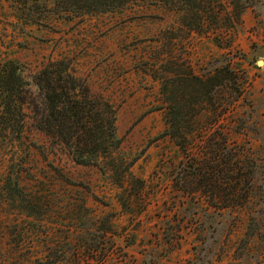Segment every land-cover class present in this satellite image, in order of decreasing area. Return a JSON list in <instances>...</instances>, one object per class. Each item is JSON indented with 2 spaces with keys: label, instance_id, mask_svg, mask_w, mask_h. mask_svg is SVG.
Listing matches in <instances>:
<instances>
[{
  "label": "rangeland",
  "instance_id": "rangeland-1",
  "mask_svg": "<svg viewBox=\"0 0 264 264\" xmlns=\"http://www.w3.org/2000/svg\"><path fill=\"white\" fill-rule=\"evenodd\" d=\"M9 13L6 1L0 0V61H18L25 79L31 82L49 60H68L72 72L84 79L92 92L101 93L115 105L119 153L133 160L130 172L144 182V188L140 199L123 210L117 196L127 195L126 182L118 185L103 163L74 164L59 147L33 130L27 118L21 142L0 137V264H37L36 259L43 258L48 248L62 250L68 208L78 209L82 203L95 216L114 214L112 223L120 239L113 241L114 255L102 264H142L144 254L152 250L158 264H189L194 257L192 230L182 229L168 248L164 241L166 224L182 220L179 208L184 199L175 196L165 177L164 166L176 162L175 149L162 136L165 126L159 83L145 71V65L167 51L186 60L196 72L212 59L231 58L247 80L244 96L238 100L244 103L238 115L244 110L242 116L249 123L263 125L264 0L247 8L230 31L220 29L217 34L223 33V37L217 41L210 28L197 34L162 5L133 6L62 22L43 8L23 30L11 26L14 20ZM29 91L34 95L36 87L31 84ZM219 96L226 94L220 91ZM256 136H264V129L233 134L231 139L248 141L258 149ZM12 171L18 173L19 180L9 183L6 176ZM20 187L41 209L42 222L26 217L14 196ZM244 219L239 215L231 233L218 232L220 257H214L213 264H230L235 242L243 235ZM251 250L252 256L255 250ZM58 256L61 260V252ZM253 260L244 259L241 264H254Z\"/></svg>",
  "mask_w": 264,
  "mask_h": 264
},
{
  "label": "trees",
  "instance_id": "trees-1",
  "mask_svg": "<svg viewBox=\"0 0 264 264\" xmlns=\"http://www.w3.org/2000/svg\"><path fill=\"white\" fill-rule=\"evenodd\" d=\"M4 1L14 20L11 26L19 30L32 25L34 15L43 8L57 22H62L150 4L166 7L182 26L197 34H204L210 28L215 35L223 27L230 31L243 12L260 0ZM222 34H217L214 40L223 37ZM145 66V71L159 83L165 126L162 136L175 149L176 162L164 166L165 177L175 196L184 199L179 208L182 220L166 224L163 235L167 248L172 245V237L178 239L182 229L192 230L194 257L189 264H213V258L220 257L218 232L231 233L242 214L244 231L235 242L230 264L252 258L254 264H261L264 260V136H256L258 149L248 141L231 139L233 134L264 129V124L249 123L242 116L244 110L238 115V108L244 104L238 100L244 96L245 76L234 67L231 58L224 56L210 60L198 72L186 60L168 51L149 59ZM31 84L36 87L34 95L29 91ZM220 91L226 96H219ZM116 113L115 105L101 93L92 92L86 81L72 72L65 58L49 60L31 82L25 79L18 61H0V137L21 142L29 118L33 130L59 147L74 164L103 163L118 185L126 182L127 195L117 196V202L126 210L140 199L144 182L130 172L133 160L128 161L119 153L121 140L117 135ZM17 175L8 172L6 178L11 183L12 179L19 180ZM14 196L19 198L26 217L43 221L41 209L26 197L22 187ZM67 213L64 248L59 251L48 248L43 258L36 259L37 264H102L114 255L113 241L120 239L112 223L114 214L95 216L85 203L78 209L69 207ZM251 248L255 250L252 256ZM59 252L61 260H58ZM153 252L144 254L142 264L159 263Z\"/></svg>",
  "mask_w": 264,
  "mask_h": 264
}]
</instances>
